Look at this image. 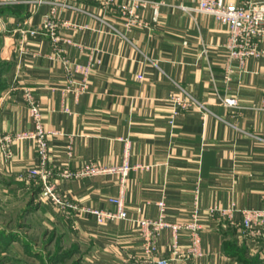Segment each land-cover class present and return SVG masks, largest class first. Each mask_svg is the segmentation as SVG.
I'll list each match as a JSON object with an SVG mask.
<instances>
[{
  "label": "crops",
  "instance_id": "obj_1",
  "mask_svg": "<svg viewBox=\"0 0 264 264\" xmlns=\"http://www.w3.org/2000/svg\"><path fill=\"white\" fill-rule=\"evenodd\" d=\"M36 1L0 0V7L20 6L0 14V134L31 126L21 96L30 87L44 128L55 131L48 134L49 166L63 194L113 210L107 198L118 192L117 174L76 179L56 173L88 161L118 164L125 140L130 165L139 166L125 179L129 218L97 224L88 214L61 212L40 199L39 185L27 175L36 163L33 142L14 141L9 159L0 152V263L50 264L53 258L51 264H144L135 218L157 217L156 202L164 198L166 219L185 222L197 197L202 254L183 264H240L225 242L264 264L262 239L206 211L230 202L238 209H264V110L251 107L261 97L262 59L247 58L243 69L231 61L225 80L227 27L212 14L187 9L198 0H152L160 1L157 20L143 7L145 25L128 31L114 7L69 0L78 8L63 9L61 17L75 26L60 31L85 48L62 44L63 52L73 62L91 51L101 57L87 90L74 100L63 90L68 82L61 62L48 57V37L21 36L49 8ZM180 87L205 109L172 114L169 95ZM226 97L235 104L226 105ZM177 236L185 247L188 232L181 229ZM171 242L164 228L157 255H168Z\"/></svg>",
  "mask_w": 264,
  "mask_h": 264
},
{
  "label": "built area",
  "instance_id": "obj_2",
  "mask_svg": "<svg viewBox=\"0 0 264 264\" xmlns=\"http://www.w3.org/2000/svg\"><path fill=\"white\" fill-rule=\"evenodd\" d=\"M95 1L99 2L103 8L114 7L119 11L120 16L124 19V31L130 30L134 25H145V21L141 18L139 12L141 8L146 6H149L152 10V21H156L160 4V1L155 2L152 0ZM36 2H48L49 8L40 15L39 25L20 30L21 36L23 38L25 36L36 37L37 35L48 37L52 51V54H48V57L59 60L65 70L68 86L63 90L71 92L73 99L78 100V97L87 90L88 81L93 70L101 64V57L90 50L91 53L84 61L73 62L63 52L62 44H72L80 49L85 48L83 44L75 43L69 36L61 34L60 31L64 26L73 25L61 17L62 10L65 8L75 9L78 8L77 6L69 2V0H37ZM187 9L189 11L212 14L219 22L226 25L228 35L224 44L227 49L225 80L228 79L231 61H235L240 69L244 68V62L247 58L262 59L264 63V0H198L196 5ZM115 32L120 33L117 30ZM120 34L124 36V34ZM262 79L260 101L251 106L256 110H264V64ZM21 96L23 102H25L27 117L31 126L27 129L12 131V133L0 134V152L5 159H9L12 156L11 147L14 141L30 139L33 142L36 163L28 169L27 175L36 180L39 185L40 199L50 201L61 212L88 214L94 218L97 224L114 221L115 219H128L129 215H127L124 199L125 179L133 167L139 166H132L128 161V141L125 140L124 142V156L118 164L102 165L88 161L78 168L70 169L64 167L63 170L56 173L60 178L76 179L96 177L97 175L117 174L119 176L117 194L107 198L114 206L113 210L79 203L65 193L63 194L58 189L57 184H55L53 170L49 166L50 151H48V134H54L55 131H49L44 128L40 103L35 98L30 87H23ZM169 98L173 103L172 114H176L180 109H196L198 111L205 109L201 102L188 95L181 87L179 92L176 94L171 93ZM223 101L226 105L235 104L233 97H226ZM65 110L67 109L65 108ZM71 149V144L68 143L66 147L68 157L72 156ZM156 206L158 208L157 217L150 218L139 215L135 218L144 264H183L192 258L200 256L202 254L200 243L203 226L200 218L201 208L198 205L197 197L190 211L189 219L182 223L171 222L166 219L164 198L158 200ZM206 211L212 217L215 216L240 225L248 234L259 237L264 241V228H262L264 209H238L234 202H230V205L226 207H221L217 204L210 205L206 208ZM237 212L241 214L240 219L235 217ZM164 228H168L171 231L172 242L169 246L168 255L158 256L156 243ZM181 229L188 232V243L185 247L180 248L177 235Z\"/></svg>",
  "mask_w": 264,
  "mask_h": 264
},
{
  "label": "trees",
  "instance_id": "obj_3",
  "mask_svg": "<svg viewBox=\"0 0 264 264\" xmlns=\"http://www.w3.org/2000/svg\"><path fill=\"white\" fill-rule=\"evenodd\" d=\"M11 7H20V6H10L9 5V7H0V14L5 13ZM225 246L230 253L236 255L237 260L238 262H240V264H258V261L256 260L255 257H252L249 260L243 259L244 254L246 255L245 249L235 246V244L232 242L231 243L225 242Z\"/></svg>",
  "mask_w": 264,
  "mask_h": 264
},
{
  "label": "rangeland",
  "instance_id": "obj_4",
  "mask_svg": "<svg viewBox=\"0 0 264 264\" xmlns=\"http://www.w3.org/2000/svg\"><path fill=\"white\" fill-rule=\"evenodd\" d=\"M57 247L59 248V245H57ZM70 249V248H69ZM63 253H65V252H63ZM253 256H251V255H249V254H244V256H243V259H246V260H249L250 258H252ZM53 262V258H52V260H51V263ZM50 263V262H49ZM50 263V264H51Z\"/></svg>",
  "mask_w": 264,
  "mask_h": 264
}]
</instances>
